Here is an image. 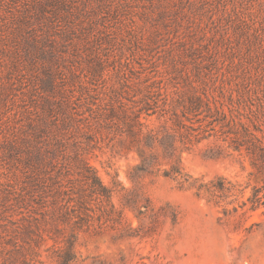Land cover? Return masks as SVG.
Listing matches in <instances>:
<instances>
[{"label": "rangeland", "instance_id": "374dc122", "mask_svg": "<svg viewBox=\"0 0 264 264\" xmlns=\"http://www.w3.org/2000/svg\"><path fill=\"white\" fill-rule=\"evenodd\" d=\"M34 2L0 0V17ZM53 3L55 56L33 72L72 79L52 100L81 122L37 167L7 159L0 136V264H264V0ZM0 34L6 121L49 93L11 85L20 34ZM130 130L173 135L185 177L164 175L151 140L162 165L143 172Z\"/></svg>", "mask_w": 264, "mask_h": 264}, {"label": "trees", "instance_id": "16d2710c", "mask_svg": "<svg viewBox=\"0 0 264 264\" xmlns=\"http://www.w3.org/2000/svg\"><path fill=\"white\" fill-rule=\"evenodd\" d=\"M22 5V7L18 6L19 8H16L15 12L9 11L8 17H0V33L9 30L13 35L20 34L19 39L18 37L12 38L10 43L11 51L7 57L9 76H12L13 80L15 79L17 82H12L11 85L15 88L18 82L21 85L24 82L23 80H29L35 85V92H46L51 95L42 96L43 101L39 106L16 105L17 107L13 110V114L7 117L6 121H1V117L7 113L4 111L0 112V136L3 139V148L7 159L37 167L39 161L48 152L47 145L50 142L57 145L61 143L59 129H64L71 121L79 123L81 119L72 117L68 120L61 105L55 107L56 103L52 100L54 89L57 86H64L70 83L71 78L55 71L49 63L44 66L47 68L44 78L35 75L33 72L38 61L44 58H48L51 61L55 56L54 43L50 31L58 26L57 12H59V8H55L53 0L47 2L35 0L34 6L28 3H23ZM49 7L53 9H49ZM2 37L3 35L0 34V45ZM2 49L0 48V52H2ZM23 89L21 88V90ZM1 91L2 88L0 86ZM20 93L26 96L30 91H20ZM37 108L39 111H36L38 110ZM89 109L92 114L96 113L95 118L100 119L101 116L98 115V110ZM60 114L65 116L61 120H57V115ZM75 115L78 116L76 113ZM139 117L140 114L135 115L137 121ZM176 123L177 125L180 124L178 120H176ZM138 125L142 124L138 123ZM128 134L140 161L139 168L143 172L153 173L154 171H159V167L162 165V163L157 161V152L148 143V140H151V142L158 143L164 163L170 166L169 170L163 171L164 175L173 176L174 178L185 177L182 173L181 153L187 149L176 146L173 135L165 133L161 138L155 135H147L145 138L139 139L132 130ZM259 192V189H254L248 199L251 209L256 208L260 204L261 197ZM67 253H70L69 249ZM69 260L68 257H65L61 264H69Z\"/></svg>", "mask_w": 264, "mask_h": 264}]
</instances>
